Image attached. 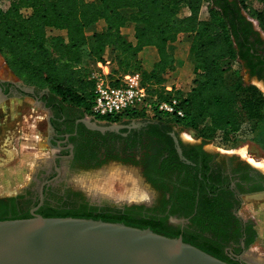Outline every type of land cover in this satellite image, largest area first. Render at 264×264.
<instances>
[{"label":"trees","instance_id":"obj_1","mask_svg":"<svg viewBox=\"0 0 264 264\" xmlns=\"http://www.w3.org/2000/svg\"><path fill=\"white\" fill-rule=\"evenodd\" d=\"M205 3L209 4V18L203 20L200 13ZM182 7L190 14L181 16ZM247 17L258 21L264 32V0H12L8 9L0 6V54L18 79L91 115L93 74L99 62H111L114 85L124 75L139 72L150 94L170 98L172 93L165 90L166 75L175 69L170 46L186 35L195 68L191 90L175 92L184 116L165 119L130 111L96 118L116 123L123 118L150 117L199 138L210 139L221 132L230 137L246 124L264 126V96L255 87L246 88L241 74L242 49L248 43L247 39L241 41L242 34L255 28ZM100 21L104 29L89 36L88 30ZM129 24L135 26V41L123 34ZM49 31L59 34L50 36ZM146 47L156 48L159 55L150 73L143 70L139 58ZM69 195L63 203L70 208L48 209L43 216L123 223L176 238L157 222V210L137 206L125 211L109 206L99 209L90 207L80 194ZM31 217L0 216V220Z\"/></svg>","mask_w":264,"mask_h":264},{"label":"flooded vegetation","instance_id":"obj_2","mask_svg":"<svg viewBox=\"0 0 264 264\" xmlns=\"http://www.w3.org/2000/svg\"><path fill=\"white\" fill-rule=\"evenodd\" d=\"M246 39L243 80L252 83L257 78L264 84V33L255 27L242 34L241 41ZM13 100L33 103L43 112L41 131L49 137L51 153L31 186L15 197H0V207L15 206L18 216H32L33 210L43 216L48 209L70 208L62 207V200L72 193L85 195L66 185L67 174L114 162L135 170L149 192L133 204L92 206L157 210V222L167 228L164 232L229 264H264L247 254L259 238L258 221L242 212L245 198L264 194V173L257 167L215 154L205 141L183 138L171 123L158 119L145 117L136 123L123 118L119 130L93 129L89 123L100 120L89 118L48 90L18 78H0V104Z\"/></svg>","mask_w":264,"mask_h":264},{"label":"rangeland","instance_id":"obj_3","mask_svg":"<svg viewBox=\"0 0 264 264\" xmlns=\"http://www.w3.org/2000/svg\"><path fill=\"white\" fill-rule=\"evenodd\" d=\"M11 1L12 0H0L1 8L4 10L8 9ZM252 4L255 8H260L258 3ZM187 14H190L189 10L186 7H182L180 9V15L186 16ZM200 18L203 20L209 18L208 3H205L202 7ZM254 25L260 30L258 24L254 23ZM104 26V22H100L90 28L88 30L89 36L101 32ZM134 28L135 26L131 25V34L134 33ZM125 32L128 38L129 31L126 30ZM57 34H59L58 31H49L50 36ZM170 52L175 61V69L168 72L166 75V85H176L177 92L187 94L193 87L195 68L190 39L188 37L180 38V40L171 45ZM141 56L140 58L139 54L143 70L150 73L156 64L155 57L157 56L159 59L156 48L148 49V51L141 54ZM0 78L6 80L17 79L6 65L1 54ZM230 80H232V77ZM244 83L246 88L255 87L259 94L264 96V86H262V84L257 82L246 83L245 81ZM39 116L42 117L43 112L40 111L37 105L27 101L21 102L13 100L0 104L1 198L15 197L29 188L34 182L35 176L39 175L38 173L42 170L41 168L43 166L46 167V164L50 160V158H48V155L51 153V149L48 146L49 137L46 132L41 131V129L44 131L43 122H45V120L43 121ZM89 118L87 117V119ZM143 120L145 119L135 118L134 122L137 123ZM93 123H97L101 127L115 124H109L103 120L93 121ZM116 123L120 124L122 120ZM176 128L183 138L205 141L207 143L206 148L215 154L235 157L233 161L236 164H238L239 161L249 163L252 166L255 165L252 163L253 161L264 164V126L262 125L258 127L247 124L230 137L221 132L210 139H204L203 137L199 138L193 132L182 130L179 127ZM243 151H245V154ZM255 167L264 173V170H262L264 167L257 165H255ZM121 173L124 175H118V177L117 174ZM136 175L135 170L132 168L109 162L98 168H76L67 174L65 181L67 186L85 195V200L90 207H95L92 205L97 203L114 206L134 203L135 199L127 196L130 194V191H134L133 181L130 179L131 177L137 178L142 188L145 189L147 193L149 192L148 186ZM92 183L94 185L93 187L91 186ZM244 202L245 204L242 212L246 216L253 215L256 218L259 230V238L250 246L247 254L255 261L264 262V194L249 196L245 198ZM6 207L7 208L3 209L2 212L0 211V216H14L18 214L19 210L18 208L16 209L15 206ZM62 207L69 206L64 205L62 200Z\"/></svg>","mask_w":264,"mask_h":264},{"label":"water","instance_id":"obj_4","mask_svg":"<svg viewBox=\"0 0 264 264\" xmlns=\"http://www.w3.org/2000/svg\"><path fill=\"white\" fill-rule=\"evenodd\" d=\"M254 82L263 84L257 78ZM89 125L99 130L122 128L119 123ZM0 264L229 263L183 238H170L148 228L85 218H47L33 210L31 218L0 220Z\"/></svg>","mask_w":264,"mask_h":264},{"label":"built area","instance_id":"obj_5","mask_svg":"<svg viewBox=\"0 0 264 264\" xmlns=\"http://www.w3.org/2000/svg\"><path fill=\"white\" fill-rule=\"evenodd\" d=\"M251 20L258 24L255 19ZM110 76L111 62H99L93 74L95 98L90 116L116 117L130 111L144 112L150 117L162 116L165 119L184 116L180 108L181 100L175 94L176 85H166V93H172V96L161 99L149 93L139 72L124 75L118 85L112 83Z\"/></svg>","mask_w":264,"mask_h":264},{"label":"bare ground","instance_id":"obj_6","mask_svg":"<svg viewBox=\"0 0 264 264\" xmlns=\"http://www.w3.org/2000/svg\"><path fill=\"white\" fill-rule=\"evenodd\" d=\"M92 117V116H91ZM239 151H241V150H239ZM228 152V151H227ZM232 152V151H231ZM244 152V154H245V151H243ZM243 152H242V154H243ZM235 153V152H234ZM238 153V152H237ZM240 154V153H239ZM242 154H240V155H242ZM243 154V155H244ZM247 155V154H246ZM245 156V155H244ZM244 156H242V157H244ZM246 157V156H245ZM247 159V158H246ZM249 160V159H248ZM253 161V160H252ZM251 161V162H252ZM250 162V161H249ZM253 164H255V165H257V166H260V167H264L263 165L264 164H262V163H258V162H255V161H253L252 162ZM254 165V166H255ZM259 167V168H260ZM262 169V168H261ZM262 170H264V169H262ZM123 173H121V174H117V176L119 175H122ZM124 175V174H123ZM118 176V177H119ZM132 181H133V189H134V191H130L129 193L130 194H128L127 196L129 197V198H134L135 200H140V199H142V197H144L145 195H146V190L145 189H143L142 188V186L140 185V181L137 179V178H134V177H131L130 178ZM95 185H96V183H95ZM92 187L94 186L93 185V183H92V185H91ZM105 188H107V187H105ZM104 189V188H103ZM96 191V190H95ZM134 192V193H133Z\"/></svg>","mask_w":264,"mask_h":264},{"label":"crops","instance_id":"obj_7","mask_svg":"<svg viewBox=\"0 0 264 264\" xmlns=\"http://www.w3.org/2000/svg\"><path fill=\"white\" fill-rule=\"evenodd\" d=\"M188 15V14H187ZM100 22H103V21H100ZM99 22V23H100ZM130 29H131V26H130V24L129 25H127L124 29H123V34L126 36V30L127 31H129V34H128V39L130 40V41H135V38H134V33H132L131 34V32H130ZM185 38L186 37V35H180L179 36V39L178 40H180V38ZM177 40V41H178ZM172 45V44H171ZM171 47V46H170ZM153 47H146V48H144L142 51H141V53H140V58L142 57L141 56V54H144V53H146L147 51H148V49H152ZM156 58V61L155 62H157L158 61V58H157V56L155 57Z\"/></svg>","mask_w":264,"mask_h":264}]
</instances>
